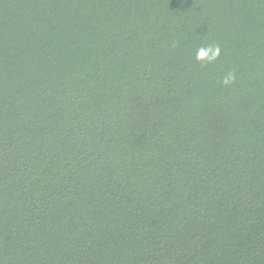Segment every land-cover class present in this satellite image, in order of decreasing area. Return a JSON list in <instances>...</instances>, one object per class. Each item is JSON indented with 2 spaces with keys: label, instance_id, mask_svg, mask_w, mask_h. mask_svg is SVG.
Returning a JSON list of instances; mask_svg holds the SVG:
<instances>
[{
  "label": "trees",
  "instance_id": "1",
  "mask_svg": "<svg viewBox=\"0 0 264 264\" xmlns=\"http://www.w3.org/2000/svg\"><path fill=\"white\" fill-rule=\"evenodd\" d=\"M0 264H264V0H0Z\"/></svg>",
  "mask_w": 264,
  "mask_h": 264
},
{
  "label": "clouds",
  "instance_id": "2",
  "mask_svg": "<svg viewBox=\"0 0 264 264\" xmlns=\"http://www.w3.org/2000/svg\"><path fill=\"white\" fill-rule=\"evenodd\" d=\"M221 55V49L219 45H208L198 47L196 50V60L202 63L211 64L216 61ZM235 80V74L229 72L225 75L222 83L224 85H230Z\"/></svg>",
  "mask_w": 264,
  "mask_h": 264
}]
</instances>
